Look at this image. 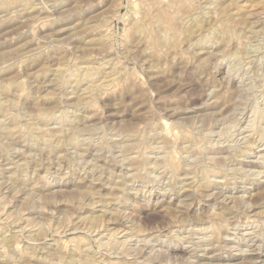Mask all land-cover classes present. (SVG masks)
<instances>
[{
	"label": "rangeland",
	"instance_id": "374dc122",
	"mask_svg": "<svg viewBox=\"0 0 264 264\" xmlns=\"http://www.w3.org/2000/svg\"><path fill=\"white\" fill-rule=\"evenodd\" d=\"M263 117L264 0H0V264H264Z\"/></svg>",
	"mask_w": 264,
	"mask_h": 264
},
{
	"label": "bare ground",
	"instance_id": "6f19581e",
	"mask_svg": "<svg viewBox=\"0 0 264 264\" xmlns=\"http://www.w3.org/2000/svg\"><path fill=\"white\" fill-rule=\"evenodd\" d=\"M256 26H258V25H256ZM88 73V72H87ZM87 75V74H86ZM58 77V76H57ZM81 79V78H80ZM58 80V79H57ZM60 80V79H59ZM82 80V79H81ZM82 82V81H81ZM77 84V83H76ZM108 87V86H107ZM85 91V90H84ZM81 99V98H80ZM256 109V108H255ZM261 111V110H260ZM259 112V111H258ZM261 114V113H260ZM256 115V114H255ZM44 118H45V116H44ZM262 118V117H261ZM264 118V117H263ZM256 119V118H255ZM40 120V119H39ZM44 120V119H43ZM262 120V119H261ZM264 120V119H263ZM264 122V121H263ZM245 123V122H244ZM255 123H256V121H255ZM261 123V122H260ZM167 124H168V122H167ZM167 124L166 123H164L163 125L165 126V128L167 127L168 128V126H167ZM169 125V124H168ZM262 125V124H261ZM259 126H260V124H259ZM242 128V127H241ZM73 130H75L74 128H73ZM78 130V129H77ZM166 130H169V129H166ZM243 130V129H242ZM241 130V131H242ZM74 132V131H73ZM75 133V132H74ZM8 135V134H7ZM11 135V134H10ZM76 135V134H75ZM220 135V134H219ZM259 135V134H258ZM9 136V135H8ZM74 136V134H72V137ZM241 136H242V134H241ZM2 138V137H1ZM260 138V137H259ZM242 140V139H241ZM250 145L251 144H246L245 146H243V147H239L237 150H236V154H234L233 156L235 157V155H239L240 156V154H243L245 151H247V150H249L248 148L250 147ZM218 146V145H217ZM96 147V146H95ZM94 147V148H95ZM256 147V146H255ZM222 149V148H221ZM89 150V149H88ZM186 150H187V148H186ZM191 151V150H190ZM232 151V150H231ZM190 153V152H189ZM248 153V152H247ZM224 154V153H223ZM246 154V153H245ZM28 155V154H27ZM21 156V155H20ZM19 156V157H20ZM229 156V155H228ZM165 157H167V155H165ZM176 158V157H175ZM236 158V157H235ZM239 158V157H238ZM133 159V158H132ZM156 159V158H155ZM162 159V158H161ZM164 159V158H163ZM168 159V158H167ZM170 159V158H169ZM210 159V158H209ZM234 158H232V160H233ZM3 160V159H2ZM136 160V159H135ZM157 160V159H156ZM159 160V159H158ZM166 160V159H165ZM173 160V159H172ZM208 160V159H207ZM237 160H240V159H236V161ZM108 161V160H107ZM134 161V160H133ZM162 161V160H161ZM168 161V160H167ZM166 161V162H167ZM174 161V160H173ZM182 161V160H181ZM188 161V160H187ZM220 161V160H219ZM225 161V160H224ZM8 162V161H7ZM110 162V161H109ZM152 162V161H151ZM153 162H154V160H153ZM159 162V161H158ZM176 162V161H175ZM201 162V161H200ZM217 162V161H216ZM229 162V161H228ZM107 163V162H106ZM130 163V162H129ZM180 163V162H179ZM179 163H178V165H179ZM220 163V162H219ZM23 163H21V165H22ZM27 164V163H26ZM25 164V165H26ZM156 164V163H155ZM166 164V163H165ZM171 164H173V163H171ZM195 164H196V162H195ZM198 164V163H197ZM20 165V164H19ZM24 165V164H23ZM148 165V164H147ZM152 165V164H151ZM169 165V164H168ZM189 165V164H188ZM206 165V164H205ZM100 166V165H99ZM154 166V165H153ZM166 166V165H165ZM181 167H182V165H180ZM197 166V165H196ZM200 166H202V165H200ZM92 167V166H91ZM96 167H97V165H96ZM124 167V166H123ZM130 167V166H129ZM140 167V166H139ZM145 167V166H144ZM163 168H164V166H162ZM172 167V166H171ZM214 167V166H213ZM218 167H219V165H218ZM217 167V168H218ZM94 168V167H93ZM135 168V167H134ZM148 168V167H147ZM154 168V167H153ZM187 168V167H186ZM190 168V167H189ZM188 168V169H189ZM195 168V167H194ZM216 168V169H217ZM19 169V168H18ZM126 169V168H125ZM130 169H132V168H130ZM137 169V168H136ZM140 169V168H139ZM161 169V168H160ZM159 169V170H160ZM168 169V168H167ZM205 169V168H204ZM213 169V168H212ZM221 169H223V167L221 168ZM11 170V169H10ZM123 170V169H122ZM129 170V169H128ZM143 170V169H142ZM145 170V169H144ZM181 170V169H180ZM218 170V169H217ZM245 170V169H244ZM147 171V170H146ZM158 171V170H157ZM173 171V170H172ZM176 171V170H175ZM190 171H192V170H190ZM195 171V170H194ZM201 171H203V170H201ZM208 171V170H207ZM210 171V170H209ZM215 172H216V170H214ZM102 172V171H101ZM105 172V171H104ZM114 172V171H113ZM130 172V171H129ZM185 172V171H184ZM189 172V171H188ZM250 172V171H249ZM164 173V172H163ZM175 173H178V172H175ZM181 173V172H180ZM205 173H206V171H205ZM214 172H212V174H213ZM222 173V172H221ZM221 173H218L217 175H219V174H221ZM230 173V172H229ZM114 174V173H113ZM132 174V173H131ZM135 174H136V171H135ZM142 174V173H141ZM189 174V173H188ZM109 175V174H108ZM134 175V174H133ZM151 175V174H150ZM163 175V174H162ZM177 175V174H176ZM179 175V174H178ZM197 175V174H196ZM210 175V174H209ZM222 175V174H221ZM244 175H245V173H244ZM140 176V175H139ZM173 176V175H172ZM200 176V175H199ZM223 177H224V175H222ZM251 176V175H250ZM127 177V176H126ZM156 177V176H155ZM184 177V176H183ZM195 177V176H194ZM207 177V176H206ZM211 177H213V176H211ZM215 177V176H214ZM219 177V176H218ZM234 177V176H233ZM248 177H249V175H248ZM99 178V177H98ZM178 178V177H177ZM196 178V177H195ZM132 179V178H131ZM157 179V178H156ZM185 179V178H184ZM189 179V178H188ZM197 179V178H196ZM207 179H208V177H207ZM93 180V179H92ZM99 180V179H98ZM110 180V179H109ZM177 180V179H176ZM200 180V179H199ZM227 180V179H226ZM228 180H229V178H228ZM227 180V181H228ZM236 180H238V179H236ZM94 181V180H93ZM92 181V182H93ZM170 181H171V179H170ZM185 181V180H184ZM208 181V180H207ZM234 180L232 179V182H233ZM132 182V181H131ZM176 182H178V181H176ZM194 182V181H193ZM212 182V181H211ZM219 182V181H218ZM229 182V181H228ZM228 182H225V185H227L226 183H228ZM231 182V183H232ZM236 182V181H235ZM235 182H233V183H235ZM244 182V181H243ZM98 183V182H97ZM168 183H169V181H168ZM181 183V182H180ZM191 183V182H190ZM197 183V182H196ZM195 183V184H196ZM224 183V182H223ZM230 183V184H231ZM247 183V182H246ZM198 184V183H197ZM170 185V184H169ZM173 185V184H172ZM215 184L213 183V184H209V183H206L205 181H204V183L201 185V186H198L199 188H198V191L196 192V193H194V192H192V191H194V190H192L191 192H192V194L190 193L189 195H187V199L188 200H190V203L189 204H187L186 203V205L185 206H187V207H189V208H191V206L193 205V203H194V199H195V197H199V199H201L202 197H204L203 195L205 194V193H207V192H209V190L212 188V186H214ZM217 185V184H216ZM249 185V184H248ZM189 186V185H188ZM197 186V185H196ZM220 185L218 184V187H219ZM223 186V185H222ZM221 186V187H222ZM166 187V186H165ZM176 187V186H175ZM182 187V186H181ZM169 188V187H168ZM220 188V187H219ZM170 189V188H169ZM194 189V188H193ZM225 189V188H224ZM119 190V189H118ZM122 190V189H121ZM174 190V189H173ZM246 190V189H245ZM175 191V193H176V195H178L179 197H181L182 196V194H185V193H187V192H190V191H187L186 189L184 190V189H179V190H174ZM196 191V190H195ZM138 192V191H137ZM136 192V193H137ZM236 192V191H235ZM261 192V191H260ZM166 193V192H165ZM248 193V192H247ZM208 194V193H207ZM217 194V193H216ZM211 195H213V194H211ZM211 195H206V196H211ZM220 195V194H219ZM222 195V194H221ZM256 194H253V196H255ZM262 195V194H261ZM223 196V195H222ZM246 196V195H245ZM186 197V196H185ZM212 197V196H211ZM216 197V196H215ZM219 197H221V196H219ZM238 197V196H237ZM252 197V196H251ZM256 197V196H255ZM260 197V196H259ZM190 198V199H189ZM218 198V197H217ZM224 198H226V200H227V197H223V202H224ZM254 198V197H253ZM253 198H251V199H253ZM208 199H209V197H208ZM221 199V198H220ZM219 199V200H220ZM237 199V198H236ZM246 199V198H245ZM260 199H262V198H260ZM264 199V198H263ZM207 200V199H206ZM235 200V199H234ZM183 201V200H182ZM229 201V200H228ZM231 201V200H230ZM233 201V200H232ZM236 201V200H235ZM237 201H238V199H237ZM240 201H242V199L240 200ZM244 201V200H243ZM257 201V200H256ZM93 202V201H92ZM136 202H138V201H136ZM165 202V201H164ZM188 202V201H187ZM218 202V201H217ZM115 203V202H114ZM120 203V202H119ZM231 203V202H230ZM235 203V202H234ZM233 203V204H234ZM99 203H97V205H98ZM101 204V203H100ZM122 204V203H121ZM200 204H202V203H200ZM243 204V203H242ZM241 204V205H242ZM253 204V202H251V203H249V202H244V204H243V207H247L246 209L244 208V209H242L243 207H241L240 209H238V207H236V205H237V203H235L234 205H232V206H230L229 204L227 205V203H224L223 204V207H221L222 209L221 210H223L222 212H212V210H211V212H212V214H211V219L212 218H214V217H217V216H222L223 218H225V216H227V215H230L231 217H229L228 219H227V221L230 219H235L236 217H237V215H238V213L241 211V210H244L243 212H245L247 215H250L253 211H254V206L252 205ZM254 204H256V203H254ZM263 204V203H262ZM238 205H240V203L238 204ZM257 205V204H256ZM255 205V206H256ZM260 205H261V203H260ZM177 206V205H176ZM85 208V207H84ZM92 208V207H91ZM188 208V209H189ZM215 208V207H214ZM237 208V209H236ZM108 209V208H107ZM168 209V208H167ZM171 209V208H170ZM187 209V210H188ZM103 210V209H102ZM106 210V209H105ZM261 210V209H260ZM259 210V211H260ZM210 211V210H209ZM109 212H111V211H109ZM257 212V211H256ZM125 213V212H124ZM244 213V214H245ZM258 213H260V212H258ZM262 213V212H261ZM121 214H122V212H121ZM185 214V213H184ZM222 214V215H221ZM183 215V214H182ZM199 215V214H198ZM203 215V214H202ZM246 215V216H247ZM253 215H255V214H253ZM261 216L263 215V214H260ZM124 216V215H123ZM252 216V215H251ZM251 216H250V218H251ZM258 216H259V214H258ZM181 217V216H180ZM218 217V218H219ZM222 217H221V220H222ZM199 218V217H198ZM206 218H207V216H206ZM227 218V217H226ZM97 219V218H96ZM111 219V218H110ZM180 219V218H179ZM204 219V218H203ZM202 219V220H203ZM211 219H210V221H211ZM261 219V218H260ZM184 219H182V221H183ZM200 220V219H199ZM201 220V221H202ZM236 220V219H235ZM256 221V220H255ZM212 222V221H211ZM215 222V221H214ZM233 222H234V220H233ZM238 222V221H237ZM199 223V222H198ZM210 223V222H209ZM218 223V222H217ZM229 223V222H228ZM243 223V222H242ZM252 223H254V222H252ZM111 224V223H110ZM113 224V223H112ZM120 224V223H119ZM190 224V223H189ZM202 224V223H201ZM225 224V223H224ZM258 224V223H257ZM260 224V223H259ZM125 225H126V223H125ZM187 225V224H186ZM232 225V224H231ZM234 226H236L237 225V223H234L233 224ZM134 226V225H133ZM136 226V225H135ZM184 226V225H183ZM210 226H212V225H210ZM227 226V225H226ZM225 226V227H226ZM229 227H230V225H228ZM246 226H247V223H246ZM123 227H125V232L126 231H128V229L126 228V226H123ZM224 227V226H223ZM237 228H238V226H236ZM245 227V226H244ZM248 227V226H247ZM255 227V226H254ZM261 228V227H260ZM72 229V228H71ZM110 229H112V228H110ZM121 229V228H120ZM218 229H221V228H218ZM235 229V228H234ZM73 230V229H72ZM80 230V229H79ZM84 230V229H83ZM103 230V229H102ZM211 230V229H210ZM226 230V229H225ZM245 230V229H244ZM24 231V230H23ZM80 231H82V230H80ZM85 231V230H84ZM119 230H116L115 232H113V233H111L112 234V237L113 236H115L116 234H118L117 232H118ZM142 231V230H141ZM191 231V230H190ZM221 231H222V229H221ZM220 231V232H221ZM25 232V231H24ZM91 232V231H90ZM90 232L88 233L89 235H90ZM108 232H109V230H108ZM122 232V231H121ZM132 232V231H131ZM158 232H160L159 230H158ZM175 232V231H174ZM180 232V231H179ZM185 232V231H184ZM202 232V231H201ZM216 232V231H215ZM220 232H218V233H220ZM223 232H224V230H223ZM30 233V232H29ZM110 233V232H109ZM138 233V232H137ZM173 233V232H172ZM191 233V232H190ZM214 233V232H213ZM217 233V234H218ZM225 233V232H224ZM238 233V232H237ZM245 233V232H244ZM254 233V232H253ZM32 234V233H31ZM127 234V233H126ZM132 234V233H131ZM249 234V233H248ZM250 234H252L251 232H250ZM102 235V234H101ZM159 235V234H158ZM227 235V234H226ZM229 235V234H228ZM227 235V236H228ZM245 235V237H246V235L247 234H244ZM84 236V235H83ZM107 236V235H106ZM252 236V235H251ZM111 237V238H112ZM132 237V236H131ZM210 237V236H209ZM214 237V236H213ZM261 237V236H260ZM31 238V237H30ZM111 238H110V240H111ZM168 238V237H167ZM175 238V237H174ZM180 238V237H179ZM221 238V237H220ZM6 239V238H5ZM92 239V238H91ZM169 239V238H168ZM173 239V238H172ZM210 239V238H209ZM212 239V238H211ZM221 239H223V237L221 238ZM245 239V238H244ZM243 239V240H244ZM247 239V238H246ZM117 240V239H116ZM126 240H128V239H126ZM216 240V239H215ZM218 240V239H217ZM231 240V239H230ZM169 241V240H168ZM223 241H224V239H223ZM226 241V240H225ZM241 241V240H240ZM128 242V241H127ZM141 242V241H140ZM175 242V241H174ZM186 242H188V241H186ZM209 242V241H208ZM222 242V241H221ZM242 242V241H241ZM3 243V242H2ZM90 243V242H89ZM99 243H101V242H99ZM124 243V242H123ZM181 243V242H180ZM215 243V242H214ZM138 244V243H137ZM211 244V243H210ZM217 245V244H216ZM225 245V244H224ZM100 246V245H99ZM126 246V245H125ZM124 246V247H125ZM209 246V245H208ZM101 247V246H100ZM146 247V246H145ZM144 247V248H145ZM225 247V246H224ZM233 247V246H232ZM231 247V248H232ZM127 248V247H126ZM143 248V249H144ZM250 248V247H249ZM107 249V248H106ZM207 249V248H206ZM112 250H113V248H112ZM210 250V249H209ZM212 250V249H211ZM246 251H249L248 249L246 250ZM247 253V252H246ZM259 253V252H258ZM123 254V253H122ZM121 254V255H122ZM250 254V253H249ZM242 255V254H241ZM247 255V254H246ZM257 255V254H256ZM140 257L142 256V255H139ZM245 256V255H244ZM262 256V255H261ZM144 257V256H143ZM246 257V256H245ZM98 258V257H97ZM121 258V257H120ZM154 258V257H153ZM261 258V257H260ZM89 259V258H88ZM255 259V258H254ZM254 259H249V263L250 264H255V260ZM262 259V258H261ZM97 260V259H96ZM95 260V264H97V261ZM215 260V259H214ZM247 261H244V262H247ZM255 261V262H254ZM125 263V262H124ZM84 264V263H83ZM110 264V263H109ZM247 264V263H246Z\"/></svg>",
	"mask_w": 264,
	"mask_h": 264
}]
</instances>
